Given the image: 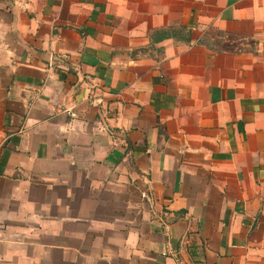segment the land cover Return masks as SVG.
<instances>
[{
    "label": "crops",
    "instance_id": "0c3cea01",
    "mask_svg": "<svg viewBox=\"0 0 264 264\" xmlns=\"http://www.w3.org/2000/svg\"><path fill=\"white\" fill-rule=\"evenodd\" d=\"M0 264H264V0H0Z\"/></svg>",
    "mask_w": 264,
    "mask_h": 264
},
{
    "label": "trees",
    "instance_id": "16d2710c",
    "mask_svg": "<svg viewBox=\"0 0 264 264\" xmlns=\"http://www.w3.org/2000/svg\"><path fill=\"white\" fill-rule=\"evenodd\" d=\"M169 32H170V31H167V32H165V34H166V33H168V34H169Z\"/></svg>",
    "mask_w": 264,
    "mask_h": 264
}]
</instances>
